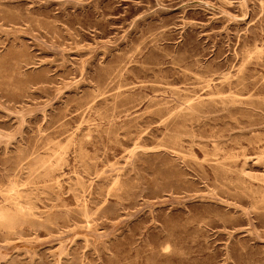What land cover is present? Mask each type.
<instances>
[{
  "label": "rangeland",
  "instance_id": "374dc122",
  "mask_svg": "<svg viewBox=\"0 0 264 264\" xmlns=\"http://www.w3.org/2000/svg\"><path fill=\"white\" fill-rule=\"evenodd\" d=\"M0 264H264V0H0Z\"/></svg>",
  "mask_w": 264,
  "mask_h": 264
}]
</instances>
